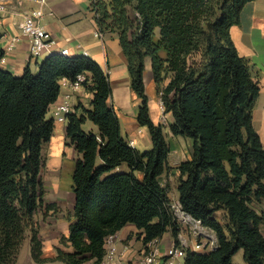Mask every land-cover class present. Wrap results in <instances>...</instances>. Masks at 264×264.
Here are the masks:
<instances>
[{"label":"trees","instance_id":"obj_1","mask_svg":"<svg viewBox=\"0 0 264 264\" xmlns=\"http://www.w3.org/2000/svg\"><path fill=\"white\" fill-rule=\"evenodd\" d=\"M251 1L88 0L98 33L118 34L131 88L141 102L136 119L152 142L146 151L121 136L118 116L108 105V77L94 60L54 53L35 72L27 66L15 76L0 69V264H15L27 234L37 264H100L105 239L127 224L136 227L144 246L166 232L179 244L180 227L160 183L170 149L163 126L149 115L146 60L164 113L172 116L170 132L193 144L190 159L177 166L180 207L217 238L212 251L187 250L183 264H234L239 250L245 264H264V212L253 207L264 202V146L252 124L259 86L230 36ZM3 56L0 51V60ZM79 75L93 98L91 109L68 115L65 125L79 155L72 174L73 217L59 239L66 250L57 246L53 257L44 258L35 215L44 206L42 150L55 128L47 114L60 80ZM87 120L98 135L83 131Z\"/></svg>","mask_w":264,"mask_h":264},{"label":"crops","instance_id":"obj_2","mask_svg":"<svg viewBox=\"0 0 264 264\" xmlns=\"http://www.w3.org/2000/svg\"><path fill=\"white\" fill-rule=\"evenodd\" d=\"M19 1L9 0L8 12L0 23V51L4 55L0 60V69L15 76H20L27 66L32 72H35L38 64L44 58L50 54L58 53L60 50H66L65 56L68 57L81 55L94 60L108 77L111 86L108 105L115 110L118 116L121 136L131 147L141 152L151 149L152 142L148 129L140 126L136 119L141 102L131 88L127 60L119 45L118 34L98 35L93 14L89 10L88 0H47L41 24L53 43L48 51L43 52L37 58L30 57L29 41L20 35L18 27L23 10L32 7V2L21 0L22 4L18 6ZM12 36H18V40L11 50L5 51ZM230 36L238 54L248 61L251 73L259 86V94L252 111V124L264 146V0L251 1L242 8L239 23L230 28ZM143 81L145 94L148 98L150 118L155 124L163 126L164 136L170 149L167 160L168 170L161 175L160 183L167 189L170 201L177 204L179 203L177 166L190 159L192 140L174 136L170 132L169 126L173 119L170 114L164 113L150 70L149 60L145 62ZM66 94H71L70 100L77 115L81 113V109H91L90 102L93 93L87 88L83 87L74 91L69 87L60 88L59 96L50 106L47 118L48 115L49 118H52V111ZM65 125L66 123H56L54 136L57 133L60 136L65 133ZM82 129L85 132L98 135L97 127L88 120L82 125ZM183 143L188 146L185 150L182 146ZM172 156L175 159L171 160ZM135 175L139 179L142 178L140 172H136ZM254 206L258 213L264 212V202L254 204ZM260 229L264 235V229L262 227ZM137 232L138 230L133 224H127L114 235L118 251L123 254L119 256V262L122 264H142L143 256L141 254L145 246L137 239ZM172 241L170 232H166L158 240L157 245L161 253L172 244ZM43 257L51 258L53 256ZM47 263L63 264L61 262Z\"/></svg>","mask_w":264,"mask_h":264},{"label":"built area","instance_id":"obj_3","mask_svg":"<svg viewBox=\"0 0 264 264\" xmlns=\"http://www.w3.org/2000/svg\"><path fill=\"white\" fill-rule=\"evenodd\" d=\"M32 7L23 10L21 14V21L18 25L20 35L26 37L29 41V54L31 58L39 57L43 52L48 51L52 45L51 39L41 21L44 17L45 8L47 6V0H30ZM21 0L18 6H21ZM9 0H0V23L4 16L8 12ZM98 35H100L98 33ZM18 40V36H12L5 51H9L15 45ZM66 50H60L58 54L65 56ZM2 60V59H1ZM86 78L84 75H79L74 81L67 79L60 80V88L69 87L72 91L79 88H83ZM71 94H66L62 101L52 111V119L54 123L64 124L67 121L68 115L74 114L73 104L70 100ZM173 215L178 224L185 226L187 223L193 236L198 237L200 240L191 245V241L187 240L186 236L179 235V244H172L161 253L158 245V241H153L145 245L147 251L143 253L142 264H183L184 258L186 257L187 250L193 252H209L217 247V238L213 231L201 225L197 220H194L189 215L184 213L180 207V204H171ZM115 235V234H114ZM111 235L105 239L104 248L105 255L100 264H122L119 262V256L123 254L118 251L115 236Z\"/></svg>","mask_w":264,"mask_h":264},{"label":"rangeland","instance_id":"obj_4","mask_svg":"<svg viewBox=\"0 0 264 264\" xmlns=\"http://www.w3.org/2000/svg\"><path fill=\"white\" fill-rule=\"evenodd\" d=\"M182 146L184 150L188 148L185 143ZM173 154L176 155V153ZM42 156L43 167L40 171V179L44 190V206L35 215V220L39 224V237L43 243V252L46 254L44 256H54L56 254V245L66 250V246L59 244V239L61 236L67 235L68 226L73 217L74 198L72 193V174L75 161L79 158V155L74 146L66 138L65 133L61 136L57 133L55 136L53 134L51 141L43 146ZM173 159H175L174 156H172L171 160ZM172 204L175 205L176 203L172 202ZM47 205H53L54 209L46 208ZM253 207L255 208V206ZM216 216L219 222L225 225L222 212H218ZM179 227L180 232L178 236H186L187 240L191 241L192 246L198 243L200 239L193 236L189 229V227H192L191 225L189 226L186 223L183 227L181 223ZM262 228L264 229V226ZM162 246L164 245L162 244ZM142 250L141 256L147 251V248ZM232 261L234 264H245L243 261V251L239 250L234 254ZM15 264H37L32 261L30 256L28 234L21 245ZM41 264L52 263L46 262Z\"/></svg>","mask_w":264,"mask_h":264}]
</instances>
